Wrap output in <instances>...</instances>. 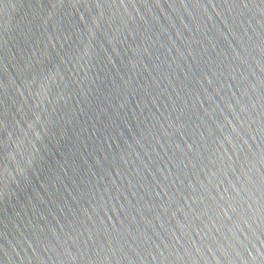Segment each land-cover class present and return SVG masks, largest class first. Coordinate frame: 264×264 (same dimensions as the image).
<instances>
[{
  "label": "water",
  "instance_id": "water-1",
  "mask_svg": "<svg viewBox=\"0 0 264 264\" xmlns=\"http://www.w3.org/2000/svg\"><path fill=\"white\" fill-rule=\"evenodd\" d=\"M0 264H264V0H0Z\"/></svg>",
  "mask_w": 264,
  "mask_h": 264
}]
</instances>
